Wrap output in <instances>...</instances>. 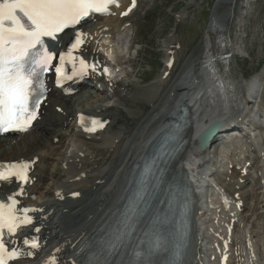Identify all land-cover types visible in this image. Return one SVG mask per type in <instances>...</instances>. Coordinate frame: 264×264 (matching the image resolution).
Listing matches in <instances>:
<instances>
[{"label": "rangeland", "instance_id": "1", "mask_svg": "<svg viewBox=\"0 0 264 264\" xmlns=\"http://www.w3.org/2000/svg\"><path fill=\"white\" fill-rule=\"evenodd\" d=\"M233 1L151 0L147 2L132 18L134 25L130 34L133 41H138L141 45L134 48H140L137 52V60L128 64L131 67H125L124 74H121L124 76L119 83L120 86L115 89V97L112 99L103 92L92 103L88 102L87 98L90 95L88 93L86 98L83 95L73 98L70 107L85 109L96 105L102 107L113 105L112 125L105 134L106 141H112L114 134L120 131L121 127H125L127 131L138 118L141 116L143 119L147 118L152 113L155 103L160 99L162 62L170 46L180 44L178 50L180 60L177 69H185L192 64L198 68L205 54L210 52V49L219 51L220 42L228 41V37L235 47V52L229 59L227 76L234 82L241 83L260 78L261 92L259 91L258 94L261 93L264 96V0ZM230 7H232L231 13H229ZM51 128L55 129V127ZM39 130L37 134H42L46 138L44 145H51L46 142L50 135L49 130ZM61 132L65 133L63 140L65 146L70 141V134L63 128ZM233 149L235 151L236 147ZM62 150V148L59 150L61 151L59 155L62 154ZM108 156L109 152L106 157ZM53 163L56 164L58 174L39 182L42 189L56 186L66 180L61 176L62 172L59 170L60 164L57 160H48L44 168H51ZM102 168L108 169L109 163L97 169ZM38 174H42V170L39 169ZM258 181L257 179L253 181V184L245 186L244 190L250 201L246 213L242 214L241 223L236 229L234 238L241 241L242 226L246 225L250 228L257 264H264V182ZM105 182L106 180L100 184V187L105 185ZM69 205L71 204L67 203L65 206L70 207ZM73 218H69L71 223ZM76 218L78 219V216ZM60 222L68 225L63 219Z\"/></svg>", "mask_w": 264, "mask_h": 264}, {"label": "bare ground", "instance_id": "2", "mask_svg": "<svg viewBox=\"0 0 264 264\" xmlns=\"http://www.w3.org/2000/svg\"><path fill=\"white\" fill-rule=\"evenodd\" d=\"M233 1V0H232ZM234 2V1H233ZM231 8L229 9V13H231ZM110 20L115 22L111 24V27H116L117 26V19H107L105 20L106 22H108V24L110 23ZM97 26L100 25V23L96 24ZM209 56L207 61L210 62L211 58L213 57ZM200 70L201 72V78L198 79L196 77V74L194 73L193 76L190 77V80L188 81H184L182 80L181 83L184 85V87L180 84H178V88L177 90H184V89H188L190 87V89H192V93L190 94V96L188 97V102L190 104L193 103L194 105V112H192L193 114L196 115L197 112H201V118L198 119V121L193 122V129H194V134L193 136H195V134L197 133L198 129L200 128L199 126V122L200 120L202 121V118L207 117L208 115H211L212 113H214L215 115V109L214 107H212L208 102L207 99L205 97H210V101L214 104L215 100L217 101V98L214 96V87L213 84H210L208 78H207V74L204 73V69L202 66H199V68L197 69V71ZM195 79V80H194ZM194 80V81H193ZM260 80V78H254L251 81H249L243 88H241V92H242V96H241V104H247V100L245 99V95L251 97V94L253 93L252 90L254 88V86L256 85V83H258ZM195 81H200L197 82V84H195ZM217 83L219 84V87L222 86V95L226 96V89H227V84L221 80H219L217 78ZM89 82V81H88ZM180 83V82H179ZM195 84V85H193ZM180 86H182V88H180ZM192 86V87H191ZM91 87L93 90H95L96 93L99 92V89H96L94 86L93 82H89L87 85L83 86L84 88H88ZM176 88V84L174 85V89ZM202 92V97L200 100L196 99V94ZM99 94L94 95H89L88 102H92L94 103L96 101L97 98H99ZM63 101L59 104H57L58 106L61 105L62 109L67 110L68 109V101L69 99H62ZM87 104V103H86ZM88 105V104H87ZM91 105V104H90ZM183 106L187 107L188 109H190V106H188L187 103H183ZM100 108V107H99ZM92 110H94V112H97V108H92ZM156 111V109H155ZM154 111V112H155ZM218 109H216V113H217ZM157 112V111H156ZM262 115V116H258V114ZM224 113H219L216 117V119H219L222 117ZM253 114H255L253 116ZM107 116V115H106ZM245 120L244 118H240L242 122L244 129L248 130L249 135H250V140H246V142L242 143V140L240 138L241 133L240 131H235L231 137H229V139L226 140L225 144H222L221 146L218 144L219 141V136L216 138L215 142L212 143L209 147H207L205 150L203 151H197L194 148V142H193V138H189L188 140V144L186 146V149L188 153L190 152H197V156L198 158H200L201 160L204 161V163H207L208 161H210V157L217 159L215 162H212L211 164H209V168L207 170L206 176H209L212 167H216V165L218 164V168H219V172L215 175H213L212 177H209L208 179L213 182L214 188H206L205 193H207V201L209 202L210 206H213L214 208H218V213H222L220 216H217L216 212H213L209 207H207V212L206 214L203 213L202 215V219L200 221H202V226L205 224L209 223V216H217V218L215 220H213V222H210L212 224V226H206L205 227V232L207 234H209L210 237H215L214 235L217 234V236H219V238L216 239V243L218 245V249H221V242L222 240H224L225 238V232L222 228V222L225 220V217L227 216V211L222 210L221 207V199H225L226 198V194H224L225 192H230L229 194L230 197H234V194H237L239 196V198L241 199L242 202H244V205L246 206L247 203V197L245 194V191H243V187H244V183L247 181V176H240L239 172H237L236 167H240V169H246V162L249 161L251 158L250 154H249V149L250 147L255 146L256 147V151L258 154V159L256 162V169H255V175L256 177L260 178V179H264V101L259 98V101L257 103V105H254V109H249L246 112V116H245ZM108 118V117H107ZM63 117L57 113H48V115L43 118V121L45 124L41 125L39 129L41 130H49V134L53 135L52 137H54L56 133H58V127H60L62 125V121H63ZM259 119V121H261V124L259 123H255V120ZM76 118H74V122H75ZM148 121V120H147ZM237 121V119L235 120ZM144 122V121H143ZM140 123L137 125V130L143 129V125L144 123ZM50 126V127H49ZM51 127H55V129H52ZM34 128V127H33ZM224 129V128H223ZM189 131L191 132V128L189 129ZM226 130H222L220 133L225 132ZM262 135V137L260 136ZM238 136V137H236ZM26 137V136H23ZM59 142L62 138V134L59 133ZM97 138V137H96ZM95 138V139H96ZM46 138H44V136L42 134H31L28 138L25 139V141L22 144H18L14 149H12L11 154L13 155H5L3 154V156H1L2 161H9V160H14V159H28L31 160L34 156L36 155V150L40 151V153L44 154V157H46V159H53L54 157L58 156L60 154L61 151L60 147H54L52 144L51 145H44V141ZM257 139V140H256ZM230 143V144H229ZM227 144V145H226ZM234 147H236V150L234 151ZM20 150L19 153H16L15 150L17 149ZM118 145H114L112 147V149H117ZM80 152H82V150H80ZM106 150L103 149H96L94 150V154H96L97 156L99 155L101 158H103L105 156ZM28 155H30L31 158L28 157ZM12 157V158H10ZM111 160V159H110ZM130 162V159L127 160L126 164H128ZM115 163V162H114ZM189 162L187 161V164ZM84 165L86 166V168H88L89 166L92 167V164H88L87 162H84ZM190 166H196L195 162L189 163ZM229 166H232L231 168ZM54 167V164L52 165V168ZM76 167V166H75ZM52 168L47 172V175L52 177L54 175V172L52 170ZM89 171H85V169L82 168L81 171H77L72 178L74 179L76 176H79L80 174L84 173L86 174V179L90 180L94 182V184H92L90 186V189L93 190L94 192V199L98 198V204L99 205H103L104 204V200L105 198L112 194V191L109 190V185H107L109 183V180L111 181V176L109 172H101L99 174H93V175H89L88 173ZM263 177V178H262ZM194 178V177H193ZM199 178V177H198ZM196 179V177H195ZM200 179H202V177H200ZM227 180V181H223V180ZM104 183L105 185H103L102 187H100V184L105 181ZM240 180H244V182L242 184H240ZM97 181V182H96ZM200 181V180H199ZM96 182V184H95ZM77 183H75L74 185H69L68 183H65L64 185L57 187L56 189H54L52 191V198L55 197L56 199L58 197H61V192L60 190L68 189V193H73V192H85V188L84 187H77V188H71V186H76ZM205 185V180L202 179V181H200V184L197 185V189H201L202 187H204ZM217 185L220 186L217 187ZM48 186V185H46ZM237 187V188H236ZM44 188V187H43ZM106 188V191L103 192V190ZM45 189V188H44ZM62 189V190H63ZM109 190V191H108ZM27 193L30 194H35L37 197L36 201H40L41 202V196L45 193H47V191L43 190L41 191V188L37 185L32 186L30 188H27ZM56 191H58V193L56 194ZM228 194V193H227ZM205 197V196H204ZM206 198V197H205ZM111 199V198H110ZM58 200V199H57ZM36 201H30V204H34L36 205ZM54 204H47V212L44 213V217L42 219L48 220V221H53V218L56 216L55 214L57 213H49V211L51 210V208H53ZM230 211H232V213L234 214L235 209L233 207L232 204H230ZM98 212V207H86L84 209L81 210V212L79 214H77L74 218L67 215L64 216V218L68 217V218H73V223H71V221H65L68 223V225L66 226L65 224H61L60 221H54V225H55V229H51L48 228L47 223H42L39 219L38 224L33 227L34 230V235H37L40 240L41 243L48 241L52 238V240H56L58 242L57 245L55 247H51L50 251L47 253V255L44 256V258L39 261L37 264H66L69 263L70 261L75 260L76 258H78L82 253L83 250L90 244L91 240L95 237L96 233L103 227V225L106 223V221H108L111 217V214H107L100 223L96 224L95 226L92 227V231L91 227L87 230V228H85V224L88 222L89 217L92 215L91 220H94L93 214H97ZM78 216V219L76 218ZM62 220V219H61ZM230 220V219H229ZM215 221V224H214ZM71 224V225H69ZM36 229H39V231H36ZM87 230V231H85ZM83 232H85L84 234L87 235L86 239L83 241V245L79 248L78 246V242L81 241V239H83L82 237L84 236V234H82ZM204 232V231H202ZM74 244V246L72 247V245ZM18 245V244H17ZM67 246V247H66ZM21 247V244H20ZM72 248V249H71ZM49 257H52L49 260ZM26 261L23 262V264H25ZM230 263V262H229ZM250 264V263H247Z\"/></svg>", "mask_w": 264, "mask_h": 264}, {"label": "snow or ice", "instance_id": "3", "mask_svg": "<svg viewBox=\"0 0 264 264\" xmlns=\"http://www.w3.org/2000/svg\"><path fill=\"white\" fill-rule=\"evenodd\" d=\"M114 2L115 0H0V132L24 131L36 118V110L45 94L43 73L48 71L54 56L44 38L55 40L57 33L81 24L92 13L106 12ZM82 35L83 33L76 32L69 54L83 43ZM64 58L65 54L61 53V63ZM80 63L83 68H87L83 60ZM56 73L59 84L61 67H56ZM92 123L96 125L98 122L93 120ZM99 126L103 127V124L100 123ZM86 130L94 131L95 128ZM5 167L14 169L17 165L0 166V181L19 175L15 172L6 174ZM8 200L10 204L0 201V264H6V260L17 257L16 250L9 251L5 247L3 229L6 227L9 233H15L21 226L32 223L31 217L27 215L22 218L15 215L14 205L17 201L13 196H9ZM21 211L27 213L33 209L25 208ZM155 236V240L146 238L141 242L145 245V254L148 256L164 247L163 237L159 234ZM182 239V236H178L175 243L177 257ZM32 246L36 247L35 242ZM136 255L139 256L140 253L137 252ZM172 264L178 262L174 260Z\"/></svg>", "mask_w": 264, "mask_h": 264}, {"label": "water", "instance_id": "4", "mask_svg": "<svg viewBox=\"0 0 264 264\" xmlns=\"http://www.w3.org/2000/svg\"><path fill=\"white\" fill-rule=\"evenodd\" d=\"M219 126H221L220 122L213 123L211 126L208 127V129L206 131L203 132L204 135L201 136V134H199L197 140L199 141V147L200 148H203L207 141L214 138V136L218 132Z\"/></svg>", "mask_w": 264, "mask_h": 264}]
</instances>
